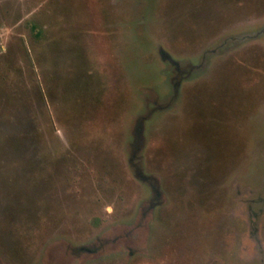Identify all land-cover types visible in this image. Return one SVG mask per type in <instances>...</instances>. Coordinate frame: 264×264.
<instances>
[{
    "label": "rangeland",
    "instance_id": "374dc122",
    "mask_svg": "<svg viewBox=\"0 0 264 264\" xmlns=\"http://www.w3.org/2000/svg\"><path fill=\"white\" fill-rule=\"evenodd\" d=\"M0 264H264V0H0Z\"/></svg>",
    "mask_w": 264,
    "mask_h": 264
}]
</instances>
